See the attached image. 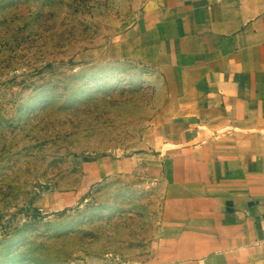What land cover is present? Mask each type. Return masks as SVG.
Here are the masks:
<instances>
[{
    "label": "rangeland",
    "instance_id": "rangeland-1",
    "mask_svg": "<svg viewBox=\"0 0 264 264\" xmlns=\"http://www.w3.org/2000/svg\"><path fill=\"white\" fill-rule=\"evenodd\" d=\"M131 16V0H0V264L157 261L166 186L143 137L163 95L107 54Z\"/></svg>",
    "mask_w": 264,
    "mask_h": 264
},
{
    "label": "crops",
    "instance_id": "crops-1",
    "mask_svg": "<svg viewBox=\"0 0 264 264\" xmlns=\"http://www.w3.org/2000/svg\"><path fill=\"white\" fill-rule=\"evenodd\" d=\"M131 2L107 54L163 95L143 137L166 186L155 264H264V0Z\"/></svg>",
    "mask_w": 264,
    "mask_h": 264
}]
</instances>
